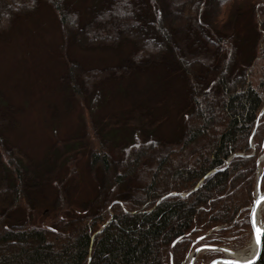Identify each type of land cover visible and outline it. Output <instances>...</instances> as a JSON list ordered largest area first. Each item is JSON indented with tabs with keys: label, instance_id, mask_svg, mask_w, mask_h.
Here are the masks:
<instances>
[{
	"label": "trees",
	"instance_id": "trees-1",
	"mask_svg": "<svg viewBox=\"0 0 264 264\" xmlns=\"http://www.w3.org/2000/svg\"><path fill=\"white\" fill-rule=\"evenodd\" d=\"M41 1L0 0V39ZM45 1L61 26L64 81L83 125L35 160L8 138L17 109L0 90V264H182L196 245L229 246L249 233L264 153V0ZM247 14L251 47L238 31ZM74 44L131 49L118 65L87 68L70 57ZM160 65L185 86L179 136L164 138V117L146 103L93 114L102 85ZM85 155L96 193L71 208ZM47 187L56 212L38 224L31 216ZM253 264H264V234Z\"/></svg>",
	"mask_w": 264,
	"mask_h": 264
},
{
	"label": "rangeland",
	"instance_id": "rangeland-1",
	"mask_svg": "<svg viewBox=\"0 0 264 264\" xmlns=\"http://www.w3.org/2000/svg\"><path fill=\"white\" fill-rule=\"evenodd\" d=\"M83 2L81 4H87ZM83 13V21L86 20ZM238 31L248 39L244 46L254 43L256 28L250 14L239 20ZM63 35L56 12L45 0L30 15L18 19L6 38L0 39V90L2 104L16 107L17 127L7 131L9 140L27 152L33 159L40 160L59 138H69L81 130L82 103L72 97L69 85L64 81L67 64L64 58ZM131 46L82 48L72 45L70 57L87 68H105L120 64L130 52ZM248 53V49H245ZM186 96L183 81L177 74H169L162 65L138 72L131 77L102 85L89 101L96 117L122 114L137 103L154 106L155 116L164 117L159 130L164 138L174 139L183 131L181 109ZM179 132V135L176 134ZM81 183L70 191L71 208L92 198L95 183L87 169V155L80 163ZM264 168V160L259 169ZM258 175V174H257ZM2 168L0 162V181ZM257 186V185H256ZM263 191V190H262ZM37 195L38 204L31 220L38 224H49L53 220L55 193L47 187ZM256 196V188H255ZM24 217L23 214H16ZM264 220V214H263ZM252 231V230H251ZM233 239L229 247L234 251L246 250L252 232ZM208 245V244H204ZM201 245H196L195 248ZM217 246V245H212ZM192 250L182 264L192 260ZM211 252H220L211 256ZM225 256L218 250L202 251L195 262L208 264L210 260Z\"/></svg>",
	"mask_w": 264,
	"mask_h": 264
},
{
	"label": "water",
	"instance_id": "water-1",
	"mask_svg": "<svg viewBox=\"0 0 264 264\" xmlns=\"http://www.w3.org/2000/svg\"><path fill=\"white\" fill-rule=\"evenodd\" d=\"M263 114H264V108L261 111L258 120L261 119ZM262 159H264V153L261 155V157L258 160L259 166H260ZM228 162H229V160H228ZM261 182H262V174H259L258 182H257V186H256V196H255L253 205L250 207V213H249V223H250V227L252 230V234L256 239H258V237H259V243H258V249H257L256 255L250 259H247V260H239V259L231 258V257L227 256L228 255L227 251H232V249H230L229 247L201 245V246H198L197 248H195V250L193 251L192 261L196 260V258L198 257V255L202 251H206V250H218V251H221L225 254V256L217 257V258L210 260V262L208 264H217V263H219V264H253L258 260V258L260 257V254H261V250H262V238H263V234H264V220H263V225L260 228H258L256 226L258 213L260 212V209L262 207V203H264V199H262V197H264V190L262 191V189H261ZM176 195L186 196L187 194L182 193V194H176ZM161 200H162V198L159 201H161ZM257 229L260 230L259 233L257 232ZM190 264H192V263H190Z\"/></svg>",
	"mask_w": 264,
	"mask_h": 264
},
{
	"label": "bare ground",
	"instance_id": "bare-ground-1",
	"mask_svg": "<svg viewBox=\"0 0 264 264\" xmlns=\"http://www.w3.org/2000/svg\"><path fill=\"white\" fill-rule=\"evenodd\" d=\"M263 214H264V203H262V207L260 209V212L258 213L256 226L260 228L263 225ZM258 249V242L257 239L252 236L251 243L249 247L244 251H227V256L231 258H236L239 260H247L256 255ZM219 264V263H217Z\"/></svg>",
	"mask_w": 264,
	"mask_h": 264
},
{
	"label": "snow or ice",
	"instance_id": "snow-or-ice-1",
	"mask_svg": "<svg viewBox=\"0 0 264 264\" xmlns=\"http://www.w3.org/2000/svg\"><path fill=\"white\" fill-rule=\"evenodd\" d=\"M262 199H264V197H262ZM259 229H257V232L259 233ZM257 242L259 243V237H258V239H257Z\"/></svg>",
	"mask_w": 264,
	"mask_h": 264
}]
</instances>
